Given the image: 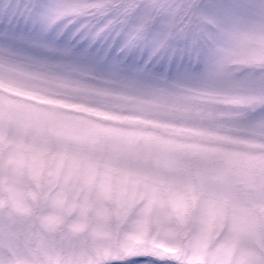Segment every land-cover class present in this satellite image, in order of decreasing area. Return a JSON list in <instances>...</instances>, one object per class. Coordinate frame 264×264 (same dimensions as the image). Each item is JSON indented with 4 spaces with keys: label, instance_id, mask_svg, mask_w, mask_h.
Listing matches in <instances>:
<instances>
[{
    "label": "snow or ice",
    "instance_id": "snow-or-ice-1",
    "mask_svg": "<svg viewBox=\"0 0 264 264\" xmlns=\"http://www.w3.org/2000/svg\"><path fill=\"white\" fill-rule=\"evenodd\" d=\"M0 264H264V0H0Z\"/></svg>",
    "mask_w": 264,
    "mask_h": 264
},
{
    "label": "rangeland",
    "instance_id": "rangeland-1",
    "mask_svg": "<svg viewBox=\"0 0 264 264\" xmlns=\"http://www.w3.org/2000/svg\"><path fill=\"white\" fill-rule=\"evenodd\" d=\"M209 69H205V77ZM152 123L142 125L144 132L161 140H172L179 143H191L202 129L192 128L183 121L181 111L176 107L162 106L156 109ZM165 249V252H171Z\"/></svg>",
    "mask_w": 264,
    "mask_h": 264
},
{
    "label": "clouds",
    "instance_id": "clouds-1",
    "mask_svg": "<svg viewBox=\"0 0 264 264\" xmlns=\"http://www.w3.org/2000/svg\"><path fill=\"white\" fill-rule=\"evenodd\" d=\"M166 254H168V253H166Z\"/></svg>",
    "mask_w": 264,
    "mask_h": 264
}]
</instances>
